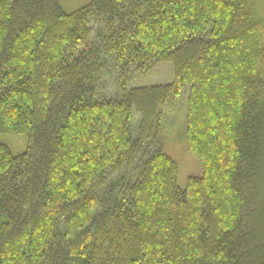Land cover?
I'll return each mask as SVG.
<instances>
[{"label": "trees", "instance_id": "trees-1", "mask_svg": "<svg viewBox=\"0 0 264 264\" xmlns=\"http://www.w3.org/2000/svg\"><path fill=\"white\" fill-rule=\"evenodd\" d=\"M256 7L0 0V132L28 133L20 154L0 143V264H264ZM162 63L170 81L134 84ZM172 105L202 168L183 188Z\"/></svg>", "mask_w": 264, "mask_h": 264}, {"label": "rangeland", "instance_id": "rangeland-1", "mask_svg": "<svg viewBox=\"0 0 264 264\" xmlns=\"http://www.w3.org/2000/svg\"><path fill=\"white\" fill-rule=\"evenodd\" d=\"M90 0H59V4L66 12L73 11L87 4ZM256 15L264 22V0H256ZM172 68L169 63L156 65L147 75L139 76L134 84L164 83L171 79ZM112 86L109 85L106 95H111ZM182 98V97H180ZM169 120L163 121L161 138L164 151L177 164V185L181 188L185 186L186 178L190 175L199 176L202 168L198 158L188 151L184 138L182 121L184 120L183 108L179 105H172L168 109ZM0 143L7 145L10 151L16 155L25 151L28 143V133H6L0 132Z\"/></svg>", "mask_w": 264, "mask_h": 264}]
</instances>
